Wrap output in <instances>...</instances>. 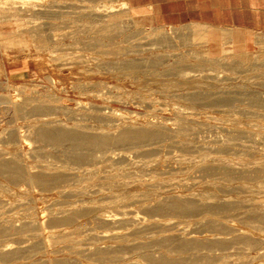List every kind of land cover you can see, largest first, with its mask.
<instances>
[{
  "label": "rangeland",
  "instance_id": "1",
  "mask_svg": "<svg viewBox=\"0 0 264 264\" xmlns=\"http://www.w3.org/2000/svg\"><path fill=\"white\" fill-rule=\"evenodd\" d=\"M180 38L126 0H0V264H264V50Z\"/></svg>",
  "mask_w": 264,
  "mask_h": 264
},
{
  "label": "crops",
  "instance_id": "2",
  "mask_svg": "<svg viewBox=\"0 0 264 264\" xmlns=\"http://www.w3.org/2000/svg\"><path fill=\"white\" fill-rule=\"evenodd\" d=\"M126 7L147 28L208 51L264 50V0H126Z\"/></svg>",
  "mask_w": 264,
  "mask_h": 264
},
{
  "label": "bare ground",
  "instance_id": "3",
  "mask_svg": "<svg viewBox=\"0 0 264 264\" xmlns=\"http://www.w3.org/2000/svg\"><path fill=\"white\" fill-rule=\"evenodd\" d=\"M123 4V3H122ZM118 5V4H117ZM93 45L99 46L103 45L101 44L100 39H96L95 41L92 42ZM97 56L94 55H86L85 60L90 61L94 60ZM97 59V58H96ZM195 98V97H194ZM201 98V97H199ZM197 101V100H195ZM199 101V100H198ZM205 101V98H204ZM209 101V100H208ZM207 101V102H208ZM203 102V101H202ZM216 102V101H215ZM199 103V102H198ZM211 102L209 101V104ZM213 103V102H212ZM211 103V104H212ZM218 103V102H217ZM192 104H195L192 102ZM208 104V105H209ZM210 104V105H211ZM216 104V103H215ZM197 105V103H196ZM200 105V104H199ZM207 105V106H208ZM212 106V105H211ZM38 117V116H37ZM43 117V116H42ZM84 126V125H83ZM101 127V126H100ZM102 128V127H101ZM104 128V127H103ZM37 130V136L39 139H46L55 142L56 144L63 145V146H68L73 149L75 148H87V149H94V148H102L106 147L108 145V136H98V135H87V134H82L78 133L75 131H68L64 130L62 128H59L57 126H53L50 123L47 122H41V124L36 128ZM144 129H131V128H124L120 131L117 137L113 140L114 143L118 142H127L129 144H136L138 142H142L147 138H151L153 135L152 134H146ZM157 136V135H156ZM158 137V136H157ZM110 139V138H109ZM151 140V139H150ZM48 143V142H47ZM145 143V142H144ZM146 144V143H145ZM118 146V145H115ZM117 148V147H114ZM111 150V149H110ZM114 151V149H113ZM104 153V152H103ZM85 159V156L83 154H79L75 157V162H82ZM4 160V159H3ZM74 160V159H73ZM8 167H11L7 162L5 161H0V168L1 169H7ZM208 196V195H207ZM212 196V195H211ZM226 196V195H225ZM228 196V195H227ZM210 196H208L209 198ZM213 197V196H212ZM223 197V196H221ZM211 198V197H210ZM230 202V201H229ZM173 209H181L180 206L178 205H173ZM210 207H208L209 210ZM175 209V210H176ZM207 210V209H206ZM264 218V216H262ZM4 254V253H3ZM8 255V254H7ZM11 256V255H10ZM7 259V256H6ZM58 261V260H57Z\"/></svg>",
  "mask_w": 264,
  "mask_h": 264
}]
</instances>
